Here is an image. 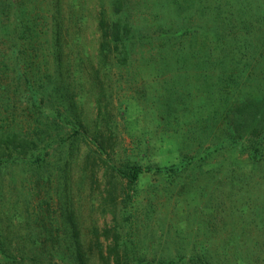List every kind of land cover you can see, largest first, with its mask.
Segmentation results:
<instances>
[{"label":"rangeland","instance_id":"obj_1","mask_svg":"<svg viewBox=\"0 0 264 264\" xmlns=\"http://www.w3.org/2000/svg\"><path fill=\"white\" fill-rule=\"evenodd\" d=\"M83 1L61 46L42 10L0 46V132L39 139L0 165V240L24 255L0 264H264V135L226 138L230 105L264 94V8ZM99 13L125 49L101 52Z\"/></svg>","mask_w":264,"mask_h":264},{"label":"trees","instance_id":"obj_2","mask_svg":"<svg viewBox=\"0 0 264 264\" xmlns=\"http://www.w3.org/2000/svg\"><path fill=\"white\" fill-rule=\"evenodd\" d=\"M35 1L36 0H0V46H6V43L10 41V38L14 41L15 34L26 35L29 37V33H31V20H26L25 16L38 10L45 11V14L51 20L53 41L55 44L57 43L61 46L62 31L67 21V17L63 15V13L67 12V14L74 17L72 15L74 12V5L76 4V6H78L84 4L83 0H71L66 4L65 8V0H50L51 5L45 9L42 7L45 6L43 3H39L38 5ZM234 1L237 2V0H202V2H205V5H203L205 14L210 12L209 8H212L213 12L217 15L223 13L224 15L229 16L230 19L235 9ZM238 1L242 3L244 2V0ZM247 1L251 3L253 2L254 7L264 8V0ZM107 2L112 7L113 13L120 14L123 11V0H108ZM239 8L241 15H244L245 12H249L247 6H240ZM99 14L101 15L99 27L102 30L103 38L101 52L105 54L109 45L113 46L112 48L116 51L119 50L120 45L125 49L127 35L130 32L128 25L122 24L118 20L107 18L103 13ZM230 19H227L226 21L228 26L230 25L229 23H231ZM20 26L23 29H20ZM223 37V35H219L220 44H222ZM12 44L14 46V43ZM4 59L5 58H2V60ZM57 60L59 61V57H57ZM74 132L75 134H78V131ZM263 135L264 94L259 96L249 95V97L245 96L234 101V103L230 105L228 111L226 138L233 143H238L240 141L253 142L261 138ZM38 140L39 139L37 138L23 137L17 132H0V165L11 160H17L20 157L25 158L29 156L30 161L34 160V152H36L35 150L39 147ZM100 149L101 153H104V148L101 145ZM35 159L40 160L39 157H35ZM142 173L143 168H141L139 164L130 165L124 171H120L122 177L131 184L135 183ZM20 250L18 243L0 240V253L6 255L8 252L7 258H9L11 253L14 254L13 252H20ZM11 258L14 261L22 262L24 260V255L17 253ZM34 260L38 262L36 258Z\"/></svg>","mask_w":264,"mask_h":264}]
</instances>
